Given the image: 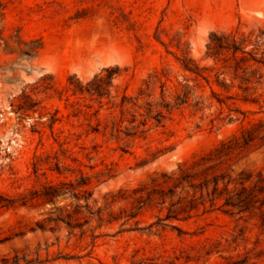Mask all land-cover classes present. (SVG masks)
<instances>
[{"label":"rangeland","instance_id":"rangeland-1","mask_svg":"<svg viewBox=\"0 0 264 264\" xmlns=\"http://www.w3.org/2000/svg\"><path fill=\"white\" fill-rule=\"evenodd\" d=\"M260 30L264 0H0V259L264 264L261 209L232 213L224 196L212 206L206 189L203 204L199 190L175 186L181 169L198 182L225 172L219 190L241 172L252 175L245 186L264 185V144L220 152L224 142L242 140L243 124L264 119V85L259 103L228 99L251 110L245 119L200 78L201 108L195 94L163 125L150 122L135 136L112 132L120 116L113 103L147 89L156 71L169 87L191 76L185 59L206 67L223 91L215 84L222 64L207 54L212 33L254 40ZM257 47L248 46L264 51ZM91 82L103 85V97L76 88ZM161 90L157 79L150 98ZM48 183L60 189L52 200L42 196ZM174 213L179 218H167Z\"/></svg>","mask_w":264,"mask_h":264},{"label":"trees","instance_id":"trees-1","mask_svg":"<svg viewBox=\"0 0 264 264\" xmlns=\"http://www.w3.org/2000/svg\"><path fill=\"white\" fill-rule=\"evenodd\" d=\"M250 44H255L258 47L264 45V30H260V33L256 35L254 40L251 33L239 35L237 31L214 32L211 35L207 54L214 57L217 63L220 62L222 64L216 71L215 84L221 90L229 92L227 98L221 97L223 91L214 89L209 75L206 74L207 68L201 67L195 60L188 58L182 62V66L185 71L191 73V76H186L184 80H178L172 87H169L167 81L163 80L162 76L156 71L145 80L147 89L141 88L139 94L136 96L124 94L120 102L113 103L114 107L120 108L119 118L113 120V134L123 132L126 135L135 136L138 133L143 134L151 129L150 122L157 126L163 125L167 112L170 113L175 108L190 104L191 96L195 94L196 101L194 106L201 108L200 103L204 102L206 98L203 94H197L201 87L200 78L207 80L211 86L212 94L221 106L226 104L230 107L231 111L242 112L244 119L247 118V113L251 110L243 111L238 107L233 108L228 103V99L233 100V103L237 101L245 104L260 102L259 96L256 93L264 85V51L259 54L256 48H248ZM157 79L161 82V95L159 99H151L152 93L148 92V89ZM191 80L194 83H190ZM76 88L81 91H89L92 94L97 93L100 97L104 95L102 84L95 85L94 82H91L87 86L77 85ZM236 88L238 90L232 92ZM145 95L147 98H144ZM128 114L130 117H126ZM125 120L131 124L130 127L125 126L123 128L122 123ZM263 121L264 119L260 118L258 122L249 120L248 124L250 126L243 124L242 140L240 141L239 137L235 136L233 139L222 144L223 148L220 152L228 154L233 152L236 147L246 149L251 146L264 144ZM232 140L236 144H231ZM196 175L197 173L191 172L189 169H181V174L176 178L175 186L182 190L186 187H191L195 191L199 190L203 204H206L203 193L206 189L207 195L211 197L209 200L212 202V206L215 205L217 198L224 196L222 206L228 207L227 210L232 213L252 212L255 209H261L264 213V197L260 198L257 194V191L260 193L264 192V185L260 187H258V184H254L253 187L244 185V181H248L252 176L251 174L247 175V173L241 172L237 177L229 178L227 182H224L223 190H219V184L220 180H223L227 176L225 172L221 170L215 171L211 180L205 177L201 182L197 181ZM211 182H213L212 190H210ZM238 183H240V187L237 186ZM229 185H232V187L230 190H227ZM59 191L58 185L48 183L45 185V192L42 196L47 200H52L58 195ZM13 204L12 201H9V203H3L1 206H13ZM177 216L178 214L176 213L168 214L167 218H179ZM235 263H243V261H235ZM0 264H22L21 257L19 253L14 254L12 257H4L0 259Z\"/></svg>","mask_w":264,"mask_h":264}]
</instances>
